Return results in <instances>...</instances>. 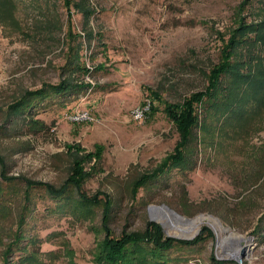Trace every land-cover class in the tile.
I'll use <instances>...</instances> for the list:
<instances>
[{
  "label": "rangeland",
  "instance_id": "obj_1",
  "mask_svg": "<svg viewBox=\"0 0 264 264\" xmlns=\"http://www.w3.org/2000/svg\"><path fill=\"white\" fill-rule=\"evenodd\" d=\"M80 2L96 12L90 22L64 0H0V128L23 94L68 79L63 69L74 58L92 73L72 79L93 87L71 95L66 108L47 101L36 114L47 129L20 125L12 136L0 135V256L21 230L39 252L31 264H95L111 197L115 238L144 232L148 222L161 227L163 240L192 241L210 231L199 246H176L170 264H264V32L241 47V72H252L251 86L260 92L250 86L236 92L240 116L213 108L196 132L194 167L173 170L139 193L132 186L180 141L167 105L205 90V74L221 62L222 42L240 19L264 23V0H74ZM86 30L94 34L91 43ZM146 105L152 111L133 118ZM82 113L88 118L75 122ZM71 148L93 158L73 186L95 202L89 210L64 208L43 188L67 183ZM153 206L172 215L163 210L152 221ZM202 215L224 230L207 223L194 230L191 220Z\"/></svg>",
  "mask_w": 264,
  "mask_h": 264
},
{
  "label": "trees",
  "instance_id": "obj_2",
  "mask_svg": "<svg viewBox=\"0 0 264 264\" xmlns=\"http://www.w3.org/2000/svg\"><path fill=\"white\" fill-rule=\"evenodd\" d=\"M64 2L77 7L85 15L87 22H90L89 19L96 14L95 11L85 6L84 2L79 4L74 3V0H64ZM257 31L264 32V23L250 25L244 18H241L235 31L231 32L230 37L222 42L224 48L221 52V62L214 65L209 74H205L208 83L205 90L186 97L183 103L167 105V117L175 123L180 141L176 144L174 152L156 170L144 173L133 181L132 186L135 192L139 193L147 186L157 185L162 180L169 179L173 174V170L187 171L189 168L194 167L191 157L195 153L196 132L202 129L205 124L204 119L208 117V112L213 108L219 110L221 115L237 111L240 116L241 112L235 108V94L245 86L252 87L254 81L252 72H241L243 63H241L242 60L239 56L246 39ZM85 34L88 42L91 43L94 40V34L87 30ZM63 71L64 74H68L69 78L62 81L61 84L56 87L46 85L40 91L26 92L13 105L9 106L5 120L7 125L1 126L0 135L12 136L11 133L18 131L20 125L31 132L47 129L48 126L45 122L36 119L37 111L47 105V101L51 102L58 99L55 100L58 102L57 104L61 108H66V106H69L68 103L71 99L74 98L71 95L78 97L93 88L90 83L72 79V75L76 73L83 76L92 73L83 64L77 62L75 58L68 62V66ZM262 78L264 80V75ZM253 89L257 93L260 92L257 87ZM199 108L204 109L205 116L203 118L200 115ZM152 109L153 105L150 107L151 111ZM69 150L73 166L67 183L60 189H55L47 184L43 188L48 191L49 198L64 208H71L73 211L75 208L83 207L84 210H89L93 206L91 203L95 204V202L89 198L87 199L81 192L74 190V187L78 188L80 166L87 160L92 162L93 158L90 155H81L79 149L74 150V148H71ZM0 164L5 166L3 156H0ZM106 204L107 206L103 212V228L106 230L107 235L97 245L98 248L94 255L95 264H170L169 252L174 250L176 246L187 248L199 246L211 237L210 231L205 230L197 239L192 241L173 240L171 238L163 240L161 227L153 222H148L144 232L125 233L122 237L115 238L112 232L109 231L114 208L111 197L107 198ZM15 234L14 242L5 248V252L1 255L2 258L0 256L1 262L3 264L33 263L34 256L39 254L34 249L36 247L35 242L28 240L21 230ZM23 242H27V244L24 245ZM14 256H18L17 261H12ZM213 262L214 264H229L222 261L216 262L213 260Z\"/></svg>",
  "mask_w": 264,
  "mask_h": 264
},
{
  "label": "bare ground",
  "instance_id": "obj_3",
  "mask_svg": "<svg viewBox=\"0 0 264 264\" xmlns=\"http://www.w3.org/2000/svg\"><path fill=\"white\" fill-rule=\"evenodd\" d=\"M161 221H163L165 224L169 223L167 221V219H164V220H161ZM190 223H191V225H192L194 230H198V228L203 223L209 224L218 233L224 230L222 224L220 223V221L217 218L215 219L214 217H211V216L202 215L201 217H198L196 219L191 220ZM180 236L184 237L185 235L181 234ZM185 237H188V236H185Z\"/></svg>",
  "mask_w": 264,
  "mask_h": 264
},
{
  "label": "built area",
  "instance_id": "obj_4",
  "mask_svg": "<svg viewBox=\"0 0 264 264\" xmlns=\"http://www.w3.org/2000/svg\"><path fill=\"white\" fill-rule=\"evenodd\" d=\"M150 111V105L143 106L142 108H139L135 111H133L132 116L136 120H142L143 116ZM88 113H82V114H77L73 116V119L75 122H81L85 121L88 118Z\"/></svg>",
  "mask_w": 264,
  "mask_h": 264
},
{
  "label": "water",
  "instance_id": "obj_5",
  "mask_svg": "<svg viewBox=\"0 0 264 264\" xmlns=\"http://www.w3.org/2000/svg\"><path fill=\"white\" fill-rule=\"evenodd\" d=\"M163 210H167L170 212V214L172 215V212L166 207V206H162V207H150L149 208V214H150V217H152V221H154L157 217L156 215L160 214V213H164ZM174 216V215H173Z\"/></svg>",
  "mask_w": 264,
  "mask_h": 264
}]
</instances>
